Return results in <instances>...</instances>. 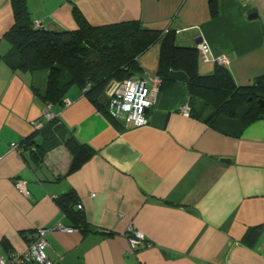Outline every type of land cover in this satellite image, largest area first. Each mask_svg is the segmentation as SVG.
I'll use <instances>...</instances> for the list:
<instances>
[{
  "label": "crops",
  "instance_id": "1",
  "mask_svg": "<svg viewBox=\"0 0 264 264\" xmlns=\"http://www.w3.org/2000/svg\"><path fill=\"white\" fill-rule=\"evenodd\" d=\"M26 3L32 20L49 30L77 29L76 7L92 26L134 22L162 33L173 29L178 46L206 44L200 74L224 64L238 86L264 75V0ZM13 23L10 0H0V257L8 250L1 240L22 251L46 228L45 254L53 264H264V119L238 137L224 134L190 114L186 83L177 79L159 89L147 125L125 128L73 84L63 105L51 108L60 129L42 135L33 125L45 108L47 70L6 62L5 33ZM159 46L158 40L138 55L131 77L156 75ZM31 136L38 150L49 145L39 158L23 145ZM69 136L94 151L72 172L63 143ZM19 179L28 196L16 190ZM69 194L81 205L86 229L53 230L58 222L74 226L56 202ZM129 228L149 244L131 251Z\"/></svg>",
  "mask_w": 264,
  "mask_h": 264
},
{
  "label": "trees",
  "instance_id": "2",
  "mask_svg": "<svg viewBox=\"0 0 264 264\" xmlns=\"http://www.w3.org/2000/svg\"><path fill=\"white\" fill-rule=\"evenodd\" d=\"M10 3L14 23L5 33L11 48L4 58L14 69L47 70L42 97L51 107L58 103L63 105L64 92L74 84L100 113L113 119L108 111L106 87L111 82L133 76L139 67L138 55L159 40L156 75L161 79L160 88L173 80H183L190 97V114L234 137L250 123L264 119V106L257 103L258 99L264 100V75L256 77L249 85L238 86L224 64H216L211 74H200L199 50L176 45L173 29L162 33L134 22L92 26L74 7L78 28L54 31L44 28L40 21L38 26L35 25L26 0H10ZM197 103L201 104L200 108ZM57 119L55 116L35 131L47 136L59 130ZM32 137L25 139L23 145L39 158L49 145L43 144L38 150L31 142ZM63 143L72 158L69 172L78 169L94 153L74 136L65 138ZM56 202L72 220L74 226L71 227L86 229L82 210L76 208L73 194L63 195ZM1 244L7 252L12 251L5 239Z\"/></svg>",
  "mask_w": 264,
  "mask_h": 264
},
{
  "label": "built area",
  "instance_id": "3",
  "mask_svg": "<svg viewBox=\"0 0 264 264\" xmlns=\"http://www.w3.org/2000/svg\"><path fill=\"white\" fill-rule=\"evenodd\" d=\"M36 26L39 22L36 21ZM198 50L202 59L206 60L208 46L204 43L198 44ZM161 79L157 75L144 74L126 78L121 82H111L105 89L108 96V111L114 120L121 121L125 128H139L148 124L147 111L155 103L156 96L160 89ZM66 104H69L66 102ZM50 104H45L42 112V119L34 123V130L41 129L45 122L53 119L55 114L52 112ZM190 111L189 104L182 107V112L188 115ZM16 190L24 195H29L26 182L17 180L15 182ZM77 207L81 209V205ZM53 230L73 232L76 228L65 226L58 222L52 226ZM46 228L36 230L34 236H30L27 247L22 251H9L5 256L0 257V264H53L46 254L45 239ZM264 243V229L262 233ZM129 248L131 251L137 250L140 246L149 244L141 231L129 228L126 232Z\"/></svg>",
  "mask_w": 264,
  "mask_h": 264
},
{
  "label": "water",
  "instance_id": "4",
  "mask_svg": "<svg viewBox=\"0 0 264 264\" xmlns=\"http://www.w3.org/2000/svg\"><path fill=\"white\" fill-rule=\"evenodd\" d=\"M257 103H258L259 105H261V106H264V100H263V99H258V100H257ZM222 161H229V160L226 159V158H223ZM192 211H193V210H192ZM193 213H195V212L193 211Z\"/></svg>",
  "mask_w": 264,
  "mask_h": 264
}]
</instances>
